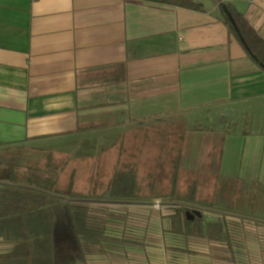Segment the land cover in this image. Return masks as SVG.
Here are the masks:
<instances>
[{
	"label": "crops",
	"instance_id": "0c3cea01",
	"mask_svg": "<svg viewBox=\"0 0 264 264\" xmlns=\"http://www.w3.org/2000/svg\"><path fill=\"white\" fill-rule=\"evenodd\" d=\"M197 2L202 11L137 0H0V159L45 164L54 152L65 163L118 143L130 151L146 125H188L198 110L219 120L263 114L264 70L223 15L232 5L264 39V0ZM220 145L224 179L262 191L264 132L225 131ZM151 234L131 232L87 264H223L211 254L179 258ZM13 247L0 237V255Z\"/></svg>",
	"mask_w": 264,
	"mask_h": 264
},
{
	"label": "trees",
	"instance_id": "16d2710c",
	"mask_svg": "<svg viewBox=\"0 0 264 264\" xmlns=\"http://www.w3.org/2000/svg\"><path fill=\"white\" fill-rule=\"evenodd\" d=\"M137 1L197 11L203 9V3L196 0ZM227 11L231 18L224 14L225 24L257 66L264 70V39L232 5ZM182 132L177 138L168 130L159 138L146 137L149 145L161 144L160 154L157 152L156 160H152L155 170L151 168L148 172L145 147L141 144L145 143V137L130 144V151L121 143V152L104 169L98 164L100 155H94L93 149L79 159L68 156L65 163L59 161L54 152L46 157L45 164L38 158L33 164L0 159V237L4 242L14 244L10 254L0 255V264H87L94 253L109 251L115 245L128 242L124 235L109 233L110 225L124 224V220L101 212L103 204H151L150 201L155 199L169 200L174 206V214L167 217L173 233L184 235L188 242L199 239L209 245H220L229 253V258L224 261L240 263L243 257L239 250L248 251L250 242L245 228L249 219L245 217L248 214L245 215L247 207L244 206L251 203V216L264 218L257 214L259 207L264 209V192L243 194L238 182L230 191L229 181L220 182L217 174L211 177L212 166H205L206 157L214 161L213 156L196 149L189 150V143H202L199 138L202 139L204 131L194 125L191 129L183 126ZM196 138L198 143L191 142ZM209 139H204L202 144ZM191 154L200 164L193 170L184 166L193 161ZM220 156L219 153L214 161L217 165ZM169 161L172 162L170 166ZM81 167L85 168V174L80 172ZM101 170H104L103 174ZM160 170L167 172L168 181L164 178L167 183L164 186L161 185L164 179L159 175ZM203 175L211 177L213 184L203 182ZM208 187L211 196L207 199L203 195ZM189 209L214 213L218 219L210 222L198 217L192 220L193 217L183 216L182 219V214L188 213Z\"/></svg>",
	"mask_w": 264,
	"mask_h": 264
},
{
	"label": "rangeland",
	"instance_id": "374dc122",
	"mask_svg": "<svg viewBox=\"0 0 264 264\" xmlns=\"http://www.w3.org/2000/svg\"><path fill=\"white\" fill-rule=\"evenodd\" d=\"M208 109L211 111L209 112V114H212V116L214 114L216 115L218 112L217 109L214 107H210ZM206 110L196 111L192 115L191 124L189 123L188 125L185 124V122H183L184 119H178V120L171 121L170 124H164V126L163 125L159 126L158 124H149L143 128V134H144L143 137H145L144 138L145 143L144 144L141 143V144L143 145V147H145L144 148L145 161L149 164V166L146 168L147 172L151 170L152 160L154 159L156 160V157L158 156L156 155L157 152H159L160 154V151H161L160 143H155L156 144L155 146H153V144L149 145L147 143L148 140H145V139L146 137H148V135L154 136V137L157 136V138H159V135H163L164 134L163 132L168 130L170 133H173V135H175V137L177 138L178 134L183 133L182 132L183 126L185 128L188 126L190 127L189 129H191V127L194 125H196V127H198L201 130L202 129L205 130L206 127L210 129L218 130V134H216L217 138L211 135L210 136L211 138L209 139L210 141L207 140L208 141V142L206 141L207 143L202 144L204 142V139H206L205 137H202V139L199 138L200 142L202 140V143H200L199 145L195 143L188 144L189 150H191V152L196 149L199 152L201 151V152H204L205 154L207 153L209 155L211 154V156H213L212 158L215 161L217 156L222 150V145H220L221 133L225 131L226 132L227 131H230V132H240V131L264 132V113L263 114H249V115L220 116V120H219V117H206L207 114H205L204 112ZM187 134L190 135V137L192 136L190 132H188ZM199 139L196 138L195 140L191 142L195 141L196 143H198L196 140H199ZM166 145H167V142H166ZM120 147H121L120 143L114 144V146L111 147L112 149H109L108 151L106 150L105 152H103V154L98 159L100 160V162L98 163L99 166H101L104 169L106 164L107 165L112 164L113 162L112 160L114 159V157L117 158V155H119V152H121L120 150H122L120 149ZM191 155L192 157L190 158L195 157L193 154ZM195 160L196 159L193 158V161H188L184 166L190 170H193L194 167H196L199 164V163H196L199 160H196V161ZM206 160L207 162L205 163V166L206 165L209 167L212 166L210 168V170L212 171L211 177L214 178V176L217 174V177L219 178L220 182H223L224 180L226 181L227 179H224V173H221L219 169V164L217 165V163H214V161L211 160L210 157H208V159L206 157ZM211 161L213 162L211 163ZM170 163L172 164V162L169 161L168 166L171 165ZM85 164L87 166L89 165V163L88 164L85 163ZM152 170H155V169L152 168ZM84 171H85V168L81 167L80 172L82 174H85L83 173ZM160 171H159V175L161 176V178L162 179L166 178V180L168 181L167 179L168 177H166V174H167L166 170L161 171V172ZM101 172L103 174L104 170H101ZM203 176L205 177V175ZM211 177L210 178L205 177V179H202V180L203 182H206V184H208L209 182L213 184ZM166 180L164 179L161 185L163 186L166 185L167 184ZM228 183H229L230 191L236 188L234 186L237 183L233 182L232 179H229ZM238 185H240L243 194L252 193V192H256L258 194L259 192L261 193V190H260L261 188L257 187L256 185L255 186L253 184L244 185L243 183H239ZM209 187L206 188L207 193L205 192V194L203 195V196L206 195L207 199L211 196V191ZM211 189H214V188L212 187ZM262 192H264V189L262 190ZM168 201L169 200L165 201L161 199H155V200L150 201L151 204L109 203V204H103L101 206L102 207L101 209H103L101 210V212L103 213L107 212L108 214H112L113 218L118 219V220L122 219L125 221V222L123 221L124 224L120 222L119 224L110 225V227L108 228L109 233H113L115 235H120V236H123V235L125 236V235H129L131 232L133 233L139 230H142V232L143 231L151 232L152 234L150 235V237L154 243L162 241L164 246H168L170 247V249L172 248L174 254H178L179 258H182V259L191 258V257H195L196 255H201L203 258V256H207L208 254H211L213 255L214 259L216 258L215 259L216 261L219 260L218 262H223V264H230V261L228 260L224 262V258L226 257L229 258V253L225 251V249H223L222 246L217 245V244L216 246H213L212 244L209 245L207 244L206 241L199 240V239L188 242L187 239H185L184 235L173 233L172 228H171V222L169 221L170 219L169 220L167 219L166 222L160 221L158 219V217H161L163 215H165L167 218L169 215L174 214V211H175L174 206L170 204ZM250 206H251V203H248L246 206H244L245 208L247 207L246 208L247 213H245V215L248 214L247 215L248 217L247 216L245 217L249 219V221L247 222L245 226V228L248 230L247 237L250 241L248 243L249 244L248 251L244 249H240L239 252L242 254L241 257L249 260L248 262L249 264H256L255 261L258 260L256 259V257H258L257 255L264 256V249H263L264 247L261 246V243L264 242V218L258 217V216H251ZM258 209L260 211L257 214L260 216L264 215L263 207L261 206ZM187 211L188 213H190V217H193L194 219H196V216L193 215L195 212L193 209H189ZM232 212L237 213L234 211ZM240 212H242V210H240ZM186 213L187 212L182 214V217H181L182 219H184L183 216L186 217ZM202 213H203V219H206V221L208 222L218 219V216L214 213H211V212L208 213V212H203V211ZM250 219L253 220V222L250 221ZM258 221H260L263 224L258 223ZM157 231H160L161 233H158ZM258 242H261V243L258 244ZM263 244L264 243H262V245ZM178 247L181 248L182 250L177 249Z\"/></svg>",
	"mask_w": 264,
	"mask_h": 264
},
{
	"label": "water",
	"instance_id": "95a60500",
	"mask_svg": "<svg viewBox=\"0 0 264 264\" xmlns=\"http://www.w3.org/2000/svg\"><path fill=\"white\" fill-rule=\"evenodd\" d=\"M225 12H226V15L231 18V16L229 15L228 11L226 10ZM193 215L198 217V218H200V219L203 218L202 217V213L200 211H195ZM186 217H188V219H190V213H186ZM192 220H194V218H192Z\"/></svg>",
	"mask_w": 264,
	"mask_h": 264
}]
</instances>
